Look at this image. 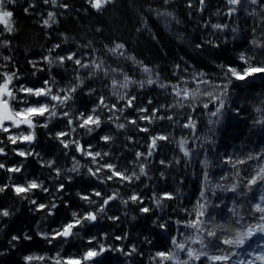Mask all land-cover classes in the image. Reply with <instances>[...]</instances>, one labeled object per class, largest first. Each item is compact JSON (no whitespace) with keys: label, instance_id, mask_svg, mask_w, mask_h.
<instances>
[{"label":"trees","instance_id":"trees-1","mask_svg":"<svg viewBox=\"0 0 264 264\" xmlns=\"http://www.w3.org/2000/svg\"><path fill=\"white\" fill-rule=\"evenodd\" d=\"M191 2L192 7L188 6L189 0H168L166 5L163 0H112L100 11L93 9L89 0H58V5L66 4L67 8L45 4L43 0H17L15 4L7 5L14 13L15 31L3 32V25H0V39L10 42L8 47L0 46V65L7 64V69L18 72L20 80L16 81L17 85L41 87L45 80L55 78L54 92L72 87L78 83L79 76L83 84L64 108L73 115L79 112L89 114L101 96L106 98L108 105L115 104L117 111L113 120H109L113 113L108 108L100 109L98 114L102 124L99 129L89 134L85 129L78 128L66 139H78L85 148L91 144L94 151L109 153L100 163H113L118 170L129 175L135 171L139 179L131 182L114 179L101 183L87 175L88 167H96L91 158L82 156L74 148L65 149L55 138L57 132L69 131L67 118L57 117L49 121L47 127L37 126L32 144H0L7 153L6 156L0 155V163L6 167L23 165L19 173L0 169V186L13 182L25 184L35 179L43 181L49 189L47 193L35 189L27 194V198L17 196L11 188L0 193V209L7 208L12 213L8 217H0V251H4L0 255V264H25L23 257L31 254L54 256L60 252L63 257L82 255L88 247L95 246L87 243L88 238H100L104 233L108 234L107 244L123 247L125 251L135 246L137 251L131 256L109 251L98 258L97 264H155L152 257L156 252L173 248V236L183 241L186 236L193 235L195 230L185 227L183 222L195 217L198 202L207 204V215L204 217L207 227L213 224L236 227L231 223L233 217L229 211L233 207L245 217L244 223L256 222L254 218L259 214L250 216L249 210L264 194V184L258 183L251 191L245 184L258 164L264 161L251 160L233 167L225 160L227 157L238 160L246 159L249 154H264V74H257L243 82L233 80L228 86L219 120L215 123L217 117L211 113L219 104L202 93L221 94L222 86L228 82L223 66L238 69L247 66L239 60L241 52L255 61H264L261 49L254 48L250 43L253 37L264 41V20L260 15H249L253 8L260 11L258 5L242 4L237 6L235 14L229 16L227 0H205L203 11H200L199 0ZM25 8H29V12L25 13ZM157 10L172 12L179 23L166 22L165 18L157 16ZM49 11L56 13V21L46 27L43 20L47 19ZM213 23L227 24L228 28L214 30L210 26ZM233 28L237 29L235 35ZM117 43L125 45L123 56L108 51ZM198 44L201 47H196ZM55 45L60 47L54 48ZM69 53H77V58L82 61L102 62L104 67L95 76H90V69L77 70L72 61L66 60L63 65L57 61L50 66L42 59L44 56H67ZM4 56H10L12 60L6 62ZM129 56L151 68L153 79L158 77L157 83L145 84L143 88L130 84L127 89H114L111 80L122 81L124 74L134 81L147 79V74L134 61L127 59ZM29 61L36 62L37 67L34 69ZM197 80L205 83L197 84ZM160 84L167 86L161 88ZM173 86L190 91L198 89V92L194 100L183 101L184 107H180L177 101L181 97L172 91ZM89 90L94 91L89 94ZM117 91L120 95L135 96L131 108L124 107L126 100L120 101L118 95H114ZM18 95L23 96L22 93ZM29 99L32 102L36 100L35 97ZM15 107L24 105L17 103ZM120 108L124 111H118ZM141 108L147 111L140 112ZM153 109H158V112L151 122L139 119L142 115L152 116ZM168 116L173 119H167ZM188 116L196 122L195 132L183 127ZM35 119L38 125L46 122V117ZM130 120L137 123L131 124ZM117 123H123L125 127L119 129ZM141 128L147 131H141ZM21 130L28 131L26 126H22ZM104 135L111 136L112 140L107 143L102 141L100 137ZM160 135L168 139L158 140L156 149L148 157L152 137ZM181 138L187 139L190 157H184L179 150ZM0 141H7L6 133L0 132ZM13 148L39 153V156L25 159L16 155ZM136 152L145 155L137 161ZM73 156L81 164L79 174L66 171L72 166ZM49 160H55V166L63 170L60 177L53 169L41 166ZM205 160L208 161L207 167L202 163ZM161 161L164 163L161 164ZM140 163L145 165V174L142 175L139 174ZM205 172L208 174L207 181L204 180ZM68 175L72 176L70 181L65 178ZM107 175L111 173L105 169L101 176ZM221 177L226 178L222 180ZM59 183L65 187L57 193ZM232 183L239 185L236 192L216 187L221 184L227 188ZM202 188L205 189L203 198ZM93 189L106 195L118 191L119 197L106 206L95 222L77 228L78 236L69 237L66 241L58 238L48 244L38 235L41 231L51 232L61 228L72 219L73 211L78 215L95 211L103 203L100 198L92 196L96 204L90 206L77 195H91ZM133 193L141 198L140 202L128 199ZM163 193H171L173 198L163 199L161 206H157L155 198H160ZM30 200L43 204L54 202L57 207L53 209V215H48L47 210L37 211ZM122 200H128V203L125 205ZM142 207H148L150 211L143 213L140 211ZM178 220L182 223L177 224ZM161 223L166 224L165 229L158 226ZM24 234L32 239L14 242V248L9 245L13 235L23 237ZM116 236L124 239L116 240ZM249 243L256 247L264 244V240L257 235ZM193 247L198 248L199 245ZM208 250L215 251L211 245ZM241 251L246 254L251 248ZM185 258V254L181 253V259ZM31 264L45 262L33 261ZM194 264L210 262L202 258Z\"/></svg>","mask_w":264,"mask_h":264},{"label":"snow or ice","instance_id":"snow-or-ice-1","mask_svg":"<svg viewBox=\"0 0 264 264\" xmlns=\"http://www.w3.org/2000/svg\"><path fill=\"white\" fill-rule=\"evenodd\" d=\"M17 0H0V25H3V32L12 33L15 31L13 27V11L9 10L7 5L15 4ZM45 4H51L53 6H60L67 8L66 4L58 5V0H43ZM112 0H89V3L93 9L100 11L106 4L111 3ZM163 3L168 4V0H163ZM201 5L200 11H203L205 0H199ZM227 4L230 6L227 9V15L232 16L237 12V6L242 4L258 5L260 11L257 12L256 8H253L249 15H260L261 19L264 20V0H227ZM189 7H192V2L189 0ZM29 7H32L30 5ZM25 13L29 12V8L24 9ZM158 17L165 18L166 22L179 21L176 20L174 14L168 11H159L156 12ZM56 21V13L49 11L47 13V19L43 20V24L46 27H50L52 23ZM212 29L223 31L228 28L227 24L213 23L210 25ZM256 29L253 28V32ZM233 34L235 35L237 29H232ZM2 34V33H0ZM8 39H0V46L8 47ZM254 48L261 49V55H264V41H260L253 37L250 41ZM60 45H55L54 48H58ZM196 47H201L197 45ZM125 45L123 43H117L114 47L109 48L108 51L112 53H119L121 56L124 55ZM50 52L52 50H49ZM50 66L57 63V61L63 65L67 61H72L79 69H90V76H95L97 71L103 69L104 65L102 62H97L95 60L91 61H82L80 58H77V53H69L67 56L59 57H42ZM127 59L134 61L143 73L147 74L146 80L134 81L129 75L124 74L123 80L118 81L117 79L111 80V85L114 89H127L130 84H138L139 87L143 88L145 84L154 85L157 83V79H153V70L146 65H143L142 62L136 61L135 57L129 56ZM3 60L10 62L12 57L4 56ZM239 60L242 61L246 67L238 69L231 67L230 65L223 66L226 68L225 78L227 83L222 86V91L219 96H215L212 93L204 92L202 95L209 96L212 100L217 101L219 106L216 108V111L212 112L213 117H217V121L221 115L222 109L225 105V101L228 95V86L232 84L233 80L235 81H247L250 77H253L257 74H264V61H255L252 57L247 56L244 52H241L239 55ZM35 69L37 67L36 62L29 61ZM0 69H7V64L0 65ZM110 71H117L116 69H111ZM107 75V72L105 73ZM35 75V72H33ZM202 75V74H200ZM20 80L18 72L12 71L11 69L0 71V132L7 134V141H0V144L11 143L12 145H17L18 143H27L32 144L35 140V128L37 126L47 127L48 122L54 118L61 117L67 118V125L69 131H60L56 133L55 138L63 145L65 149L74 148L76 152L80 153L82 156L91 158L93 165H96L95 168L88 167L87 175L95 177L100 180L101 183H106L107 181H112L114 179H119L121 182L127 181L131 182L133 179H139V175L133 171L130 175L126 171L118 170L117 166L113 163H100L104 157L109 156V153H101L99 151H94L92 145L89 144L86 148L80 143L78 139H66V137L72 136L73 133L77 132V129H85L87 133H92L96 129H99L102 121L98 110L108 108L110 112L113 113V116H109V120H113L115 112L117 111L116 105H108L106 98L101 96L99 98V103L93 107L89 114L84 112H79L76 115H73L70 111L64 110L65 106L69 101L73 99V94L77 91L83 80L77 77L78 83L72 87L56 89L53 91V87L56 83L55 78L50 80H45L43 86L41 87H28L24 84L17 85L16 81ZM205 83V81L197 80V84ZM165 84H160L161 88L166 87ZM94 90H89V94ZM172 91L177 97H181V100L177 101V104L180 107H184L183 101L194 100L198 89L190 91L189 89H177L173 86ZM22 93L23 96L18 95ZM114 95H118L120 101H125L124 107L131 108L135 100V96H126L120 95L119 92H114ZM35 97V102H32L29 98ZM41 99L43 102H41ZM17 103L23 104L24 107L17 108L15 105ZM151 103V101H149ZM163 107V106H161ZM171 107V105L169 106ZM205 108L208 107L207 104L204 105ZM118 111L123 112L124 108L118 109ZM140 112H146L147 109L141 108ZM152 116L142 115L139 117L141 120H147L151 122L156 118V113L158 109L152 110ZM37 117H46V122L43 125H38L35 118ZM118 119V117H116ZM163 119V117H161ZM167 119L171 120L173 117L168 116ZM129 123L136 124V120H130ZM22 126H26L28 131H19L13 132V129H21ZM116 127L123 129L125 125L123 123H117ZM184 128L192 129L195 132L196 122L192 119L191 116H188L187 122L183 125ZM141 131H147L146 128H141ZM100 139L104 142H109L112 140V137L109 135L101 136ZM167 136H155L152 137L151 143L149 144V151L147 156L150 157L153 151L156 149L158 140H167ZM187 139L181 138L178 142L179 150L183 153L184 157H190L191 151L186 147ZM12 151L20 156L27 159L28 156H39V153L32 151H25L19 148H13ZM0 155L6 156L7 153L5 148L0 146ZM68 155V153H65ZM144 153L136 152V159L139 161L141 157H144ZM251 160H260L264 161V154L256 153L255 155L249 154L246 159L233 160L232 157H227L225 163L232 164L233 167L240 164H246ZM72 166L66 171L68 173H77L79 174L81 169V164L75 156L72 157ZM164 161H161L163 164ZM179 163V160H177ZM205 167L208 166V161L205 160L202 162ZM55 160H49L42 163V167H48L53 169L56 172L57 177L62 175V169L56 167ZM21 166L6 167L4 163H0V169H5L10 173H19L22 171ZM108 170L111 175L101 176V173L104 170ZM139 174H145V165L143 163L139 164ZM236 175H239V170H237ZM69 181L72 179L71 175L65 177ZM226 177H221L225 179ZM11 180L12 178L9 177ZM204 180H208V174L205 172ZM264 184V163L258 164L257 168L254 170V174L247 179L245 187L248 191H251L253 186L257 184ZM64 184L59 183L56 192L59 193L64 190ZM217 188H221L224 191L236 192L239 185L237 183H232L230 187L225 188L221 184L216 185ZM11 188L17 196L27 198V194L32 192L35 189H40L43 192H49V189L44 186L43 181L37 182V180H29L25 184H19L13 182L12 184H4L0 186V193L5 192L7 189ZM205 194V189L201 190V197L203 198ZM81 200L87 202L90 206L95 205L96 201L92 199V196L100 198L103 203L95 211H86L83 215H78L77 212L73 211L71 213L72 219L63 224L61 228L52 230L51 232H38V235L42 239H45L48 244H52L53 241L58 238H63L65 241L69 237L78 236L79 232L75 231L77 228L82 227L85 223L95 222L98 219L100 213L105 211V208L109 203L119 197V192H113L111 195H106L101 191L93 189L91 195H85L77 193ZM173 196L171 193H163L160 198H155V203L157 206H161V201L163 199H172ZM132 202H140L141 198L133 193L129 198ZM122 203L125 205L128 203V200H122ZM32 205L36 206V210H47L48 215H53V209L57 205L52 202L50 204L38 203L36 200H30ZM223 203V202H222ZM66 206H68L66 204ZM219 207V205H217ZM143 213H148L150 209L148 207H142L140 209ZM229 211L232 213V224L236 227H231L230 225L225 224H213L211 227H207L204 217L207 215V204L197 203L195 210V217L188 221L183 222L185 227L194 229L193 235L186 236L183 241H178L176 236L172 237L173 248L168 251H159L155 253V256L152 257V260L155 261V264H194L196 261H201L202 258L206 259L210 264H264V244H258L256 247H252L249 243L252 241L253 237L259 235L261 240H264V194L259 197V201L252 204L249 210V215L253 213L259 214L258 217H255V223H244L245 217L242 216L239 210L236 207L230 208ZM12 213L7 208L0 209V217H8ZM109 219L116 220L118 217H109ZM155 223V222H154ZM177 224L182 223L181 221H176ZM161 229L166 228V224L161 223L158 225ZM108 238V234L104 233L100 238L97 236H91L88 238L87 243L89 245L95 244L94 247H88L83 254H77L75 256L63 257L60 252H57L54 256L45 255H36L31 254L23 257L25 264H31L33 261H42L45 264L51 262V264H97L98 258L101 257L104 253L112 252H121L125 256H131L137 251L135 246H132L129 251H125L123 247L113 246L107 244L105 241ZM21 239L31 240L32 237L28 234H24L23 237L18 235H13L8 241L11 247H15V243ZM116 240H122L124 237L116 236ZM215 241V243H213ZM193 245H199V247H193ZM212 246L215 251L210 252L209 246ZM224 246V247H222ZM251 248V251H248L246 254L242 253L241 250L245 248ZM6 251V250H5ZM181 253H184L186 258L181 259ZM4 251H0V255H3Z\"/></svg>","mask_w":264,"mask_h":264},{"label":"rangeland","instance_id":"rangeland-1","mask_svg":"<svg viewBox=\"0 0 264 264\" xmlns=\"http://www.w3.org/2000/svg\"><path fill=\"white\" fill-rule=\"evenodd\" d=\"M19 131H21V129H13V132H19Z\"/></svg>","mask_w":264,"mask_h":264}]
</instances>
